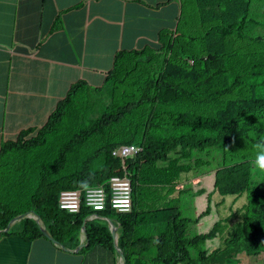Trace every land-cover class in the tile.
Here are the masks:
<instances>
[{"label": "trees", "instance_id": "1", "mask_svg": "<svg viewBox=\"0 0 264 264\" xmlns=\"http://www.w3.org/2000/svg\"><path fill=\"white\" fill-rule=\"evenodd\" d=\"M225 1L209 0L210 7L199 4L197 12L191 13L201 17V24L208 15H217L214 21L219 22L207 29L202 48L205 54L196 56L193 65L184 60L180 46L174 58L169 54L157 58L145 53L143 57L148 66L131 73L133 85L128 90L107 96V88L111 87L107 86L108 78L104 87L92 88L83 81L77 82L57 104L44 130H23L16 141L4 143L0 154V231L13 218L36 213L55 241L75 251L79 246V233L91 212L84 210L74 217L60 211V194L99 186L113 176L123 175L121 161L114 158L112 152L121 145H134L143 152L127 161L133 186V213L118 215L109 209L103 214L120 230L119 241L126 251L127 264H207L210 259L215 260L220 254L212 255L205 245L206 239L212 236H194L189 226L201 223L202 218L211 214L212 205L221 204L223 197H234L232 207L236 204L248 207L243 223L234 221L230 215L226 217L229 244L225 247L237 246L235 255L244 252L245 247L251 255L264 252V198L258 196L257 189H252L248 179H244V187L238 189L234 188L233 181L235 177L245 178L253 169L252 158L240 141L253 142L258 132L264 133V87L258 90L260 85L254 82L260 80L264 71V35L249 36V42H244V37L250 35L244 27L246 12L259 4L250 5L252 0ZM188 18V15L183 17L180 31L193 24ZM253 24L256 22L252 23V29ZM235 30L240 38L233 36L243 48L236 45L235 40L233 52L226 56V38ZM256 45L261 47L259 52L255 51ZM100 95L113 104L107 106ZM92 99L99 104L102 102L103 107L93 108ZM84 103L85 112L80 120L69 123L71 110L81 109ZM131 107L141 108V122H136L130 114ZM57 136H64V142L49 162L34 164L28 156L25 163L13 164L8 156L12 152L31 154L51 148ZM87 143L90 155L83 161L82 169L67 173L65 168L71 154ZM193 150L199 153L195 155ZM205 153L206 159L199 158ZM226 161L232 165H225L219 171L221 163ZM206 166L218 168L208 182L211 190L206 189L205 183H200L196 189L191 180ZM16 167H20L18 172ZM257 184L264 189V180ZM15 186L14 192L5 193ZM185 186H191L194 204L199 195H206L208 206L197 218L183 215L181 199L187 191ZM214 196H217L215 200ZM144 202L150 204L146 211L142 209ZM103 223H87L89 246L79 256L87 255L95 260L97 254L106 260L101 264H107L108 257L101 251L115 257V249L111 233ZM220 227L221 223L215 225L214 234ZM135 229L144 237V244L132 237ZM258 235L260 239L251 240ZM16 237L31 244L48 243L37 224L29 219L17 223L1 236ZM92 250L94 255L88 254ZM222 264H234V261L226 259Z\"/></svg>", "mask_w": 264, "mask_h": 264}, {"label": "crops", "instance_id": "2", "mask_svg": "<svg viewBox=\"0 0 264 264\" xmlns=\"http://www.w3.org/2000/svg\"><path fill=\"white\" fill-rule=\"evenodd\" d=\"M204 1L202 3L201 0H0V150L4 139H8L10 134L20 135L23 130L34 126L29 118L39 117L44 120L45 116L48 119L51 117L58 104L53 95L59 89L62 90L61 84L57 81L61 69L74 73H88L85 79L76 80L74 84L83 81L92 88L105 85V79L108 78L110 83L107 86L111 85L107 88L108 93L114 90L119 95L133 85L131 73L147 68L143 57L145 53L161 58L171 52L174 57L175 53L171 50L174 45L180 44L183 55L187 56L184 60L193 65L196 56L201 57L205 54L202 48L205 45L207 29L219 24L214 21L217 15L206 16L209 18L201 24V17L198 14H191L197 12L199 4H203V7L211 6L207 5L209 0ZM227 1L229 0L225 3ZM262 9L261 6H251V10H247L246 15L253 13L248 22L245 20L247 34L257 33L263 27L264 14H254ZM186 15L189 17L188 21L193 24L180 31L181 21ZM240 20L242 21L243 17H240ZM253 22L256 24H253L255 28L252 29ZM233 35L240 38L236 30L226 38V43L228 42L226 56L233 52V42L230 43L232 40L234 43L236 40V45L243 48L242 43ZM242 51L243 49L241 54ZM192 57L194 58L191 59ZM49 67L54 69V74L51 73L55 82V91L52 95L46 94L41 79V75L50 74ZM11 90H15V94L12 97V104L6 107L3 98ZM14 100H20V103L16 104ZM34 103L44 105V114L38 110L37 105L29 112L30 105ZM225 165L232 164L226 161L221 164L219 171L226 167ZM217 170L216 167L206 166L201 174L191 180L194 181L196 189L200 183H205L206 189L211 190L208 182ZM179 188L182 189V185ZM184 195L185 193L182 195L181 207ZM216 197L214 196L213 200ZM198 198L203 200L201 206L197 204ZM205 201L206 195H199L195 199V218L206 210ZM232 201H234L232 197H227L220 202L231 204ZM149 206L150 204L144 202L143 209L147 210ZM220 206L221 204H217L209 216L201 219V223L189 226L194 236L198 234L212 236L205 241L208 251L212 255L213 253L226 255L225 258L218 260L215 256L216 262L235 256V245H230L231 248L225 247L229 244L227 243L229 233L225 232L224 235L210 233L217 224L218 220H214L213 216H219L216 214ZM247 212L243 206L233 205L229 207L228 214L234 221L243 223V220L247 219ZM117 231L120 233L119 229ZM145 235H148L146 231ZM141 237L144 239L142 235ZM40 245L53 254L56 262L52 264H83L87 256L63 254L46 241L30 244L18 237L0 238V264H39L40 258L36 250ZM245 249L242 255L246 254ZM254 256L252 254L250 257ZM231 259L229 261H232ZM88 260L91 261L88 264L103 262L100 256L95 260L87 256V262ZM239 261H241L239 264L243 263V259Z\"/></svg>", "mask_w": 264, "mask_h": 264}, {"label": "rangeland", "instance_id": "3", "mask_svg": "<svg viewBox=\"0 0 264 264\" xmlns=\"http://www.w3.org/2000/svg\"><path fill=\"white\" fill-rule=\"evenodd\" d=\"M253 3L259 4V6H261V8H263V6H264V0H252V3H250V5H252ZM254 14L255 15L264 14L263 13V9L260 12H257V13L254 12ZM251 17H253V13L245 15L246 22H248V20ZM263 35H264V25H263V27H261L259 29V31L257 33L251 34L249 36L257 37V36H263ZM249 36H248V39H247V36L244 37L245 38V42H247V41L249 42ZM232 42H233V46H234V40L230 41V43H232ZM252 43H253V41H252ZM226 45H228V42H227ZM42 46L44 48V43H43ZM260 50H261V47L259 45H256L255 51L259 52ZM171 51H174V53L177 54L178 51H179V45H176V46L174 45V47L172 48ZM169 55L172 56V53L170 52ZM185 57H187V56L183 55V58H185ZM193 58L194 57H192L191 59H193ZM187 62L190 64V62L188 60H187ZM42 71H44V68L42 69ZM49 72H50V74L48 73L47 75H41V79H42L43 84L45 85L46 94L47 95H52L54 93V91H55L54 77L51 74V73L54 74V69L52 67H49ZM86 75L88 76V73H83V74L74 73V72H68V71H66L64 69H61L59 71V73H58L57 81H58L59 84H61L62 90L59 89L53 95L55 97V99L58 100V103L64 99L65 95L70 90V88L72 87L74 82L76 80H79V79H81V80L85 79ZM254 82L256 83V85H260L258 90H262L263 89V87H264V71H263V75L261 76L260 80H255ZM37 85H39V82H37ZM37 85H36V87H37ZM263 91H264V89H263ZM109 94L118 95V94H116V91H114V90H112L110 93H108L107 96H109ZM100 96H102L103 101L107 103L106 104L107 106H109L110 104H113V103L109 102L110 101L109 98H107V101H106L104 95H100ZM84 101H85V99H83L82 103ZM92 102H96V104L93 105V108L99 106L100 104H102V102H100V104H99V102L96 101V100H92ZM36 105L38 107V110L39 111L41 110L42 114H44V111H45L44 110V105L39 106V104H35V103L30 105L29 112L32 111V109H34V107H36ZM100 106H102V105H100ZM84 109H85V103L83 104V107L81 109L80 108L72 109L71 110V114H69V116L72 117V119H70L69 123L74 124L75 120L79 121L80 120L79 117H82V114L85 112V111H83ZM131 109H132L131 110L132 112L130 114L135 118L136 122H139V121L141 122V118H140V112H141L140 110H141V108L139 107L138 110H136V109L131 107ZM21 115H24V114H21ZM89 118H92V117L89 116ZM142 118L146 119L145 117H142ZM47 119L48 118L46 116H45L44 120H42V118H39V117L38 118H33V117L29 118V120H32L33 124H34V126H32V128H37V130H39V131L44 130L46 128V126L48 124V120ZM10 135L11 136L8 137V139H11V140L16 139L17 136H18L17 134H10ZM261 137H264V133L263 132H258L255 135V138H254L253 142L240 141V143L243 145V149L245 148V152H247V155L249 156V158H252V161H253L252 168L254 167L255 152H256V150L254 149L253 145ZM8 139H6V140H8ZM63 142H64V136H57V138L55 140V145L53 147H51V148H46V149H43L41 151H36L34 153H31V154H29V153L28 154H24V153H19L18 154L17 152H12L8 156H9L10 160L13 162V164H20L19 162L25 163L24 160L28 156H29V161L31 163L42 164V163H44L46 161L49 162L50 160L53 159V157L59 152V147H60L61 144H63ZM231 149H234V147H231ZM89 150H90V148H89L88 143L85 144L82 149L75 150L70 156L69 163L67 164V166L65 168V171L67 173L78 171V170L80 171L82 169V167H83L82 166L83 161L86 160L89 157V155H90V151ZM193 152L195 153V155H197L199 153V150H193ZM236 154H237V150L235 152H232L233 156H235ZM199 158H201V159L205 158L206 159V153H205V156L201 155V157H199ZM221 164H224V163H221ZM166 165L170 166L171 162L169 164H166ZM18 168H20V167H16L15 168L16 172L19 171ZM250 171H251L250 175H247L245 178H243V177H241V178H238V177L233 178L234 188L238 189V188L244 187L245 182H246L244 179H248L249 183L252 186V189H254V188L257 189L256 192H258V196L261 197V198H264V189L261 188V187H258V184H257L259 180L260 181L264 180V172L256 170V173L253 174L252 169H250ZM19 184H21V183H19ZM14 189H17L16 186H15V188L7 189L5 191V193H8V192L12 193V192H14ZM186 189H187V191L184 192L185 193V195L183 197V201L184 202H183V206L181 208H182V212H183L184 216L193 217L194 216V211H196L195 208H194L195 204H194V200H193V191H192L191 186L186 187ZM251 197H253V194L251 195ZM223 198H221V200ZM232 198L234 199V197H232ZM199 199L200 198L197 199V204H200V206H201L203 200L202 199L199 200ZM207 206H208V204H207ZM230 206H231L230 203H228V204L226 202L221 203V206L219 208V212H218V214H216V215H219V216H213L214 220H218V221H216L217 223H221V227L219 228L217 234L224 235V233L227 230L226 216H227V213L229 211V207ZM241 206L242 205H238L237 207H241ZM216 207H217V205L213 204L211 209H216ZM243 208L245 210H247L248 207L243 206ZM99 222H104V221L100 220ZM251 229H252V232L254 233L255 229L253 227ZM213 234H214V231H213ZM256 238H258V239L261 238V235H258L257 237L256 236H252L251 240H255ZM85 248H87V247H85ZM234 251L235 252L237 251V247L236 246L234 247ZM91 253H93V255H94V251L93 250L91 252H89L88 254H91ZM101 253H102V251H101ZM36 254L40 258L39 259V264H52V262H54V263L56 262V260L53 259V254L50 253L47 250V248L43 247L42 245L37 247ZM34 256H36V255H34ZM94 257L96 258L97 254L94 255ZM225 257H226V255H220L219 257L216 258V260L221 259V258H225ZM231 258L232 257H230L228 259L230 260ZM236 259L238 260L237 264H239L242 261V260L239 261L240 259H243V263L242 264H244V263L245 264L246 263H248V264H264V252L261 253L258 256H254V257H250V255H246V254L245 255L241 254V255H238ZM216 260H213L211 262V259H210L207 264H222V262H223V261L216 262ZM250 260H251V262H250ZM102 261H105V260L102 259ZM84 264H88V263L86 262Z\"/></svg>", "mask_w": 264, "mask_h": 264}, {"label": "built area", "instance_id": "4", "mask_svg": "<svg viewBox=\"0 0 264 264\" xmlns=\"http://www.w3.org/2000/svg\"><path fill=\"white\" fill-rule=\"evenodd\" d=\"M142 151L141 147L122 146L113 151V156L121 158L125 165L127 158L137 156ZM124 170V177L113 176L103 185L62 192L58 199L60 211L79 216L87 210L95 214L93 218H99L98 214L108 209L118 214L131 212L132 187L125 167Z\"/></svg>", "mask_w": 264, "mask_h": 264}, {"label": "clouds", "instance_id": "5", "mask_svg": "<svg viewBox=\"0 0 264 264\" xmlns=\"http://www.w3.org/2000/svg\"><path fill=\"white\" fill-rule=\"evenodd\" d=\"M192 64H194L193 62H192ZM14 94H15V90H11L4 98H3V103L5 104V106L7 107L8 105H10V104H12V97L14 96ZM93 100V99H92ZM15 101V103L16 104H18V103H20V100H14ZM89 105H90V103H89ZM91 105H93V102L91 101ZM250 135H251V133H250ZM18 137V136H17ZM255 138V137H254ZM17 139V138H16ZM12 141H16V140H12ZM5 142H7L5 139H4V142H3V144H2V147H1V150H0V154H1V152H2V148H3V145H4V143ZM129 146H134V145H129ZM120 147H122V146H119V147H117V148H115L114 150H116V149H118V148H120ZM253 147H254V149L256 150V152H255V160H254V167H253V169H252V172H253V174H255L256 173V170H259V171H261V172H264V137H261V138H259V140L253 145ZM113 150V151H114ZM143 152V151H142ZM142 152L140 153V154H138L137 156H140L141 154H142ZM112 156H113V152H112ZM137 156H132V157H129V158H127L124 162H125V165H123V161H122V159L121 158H118V157H115V156H113L114 158H116V159H119L120 161H121V168H122V172H123V175H121L122 177H124V174H125V170H124V167L126 168V172L128 173V178L130 179V181H131V187H132V210H131V212H129V213H125V214H118V213H116L115 211H113V212H115L116 214H118V215H130V214H132L133 213V209H134V204H133V186H132V179H131V177H130V175H129V172H128V164H127V161L129 160V159H131V158H135V157H137ZM118 176V175H117ZM112 178V177H111ZM111 180V179H110ZM108 182V181H107ZM106 182V183H107ZM105 184V183H104ZM101 185H103V184H101ZM69 191V190H68ZM238 205H240V204H236L235 205V207H237ZM59 208V207H58ZM142 209H143V207H142ZM109 210V209H108ZM107 210V211H108ZM144 211H146L145 209H144ZM62 212H64V211H62ZM89 212H91V211H89ZM66 214H68L67 212H65ZM105 212H103V213H100V214H98L99 215V218H93L94 217V213H90L91 215H90V217L87 219V220H85L84 222H86V221H88L89 219H91V221H88V223L89 222H92V221H100V220H102L103 221V214H104ZM30 214H33V215H35V218L36 219H40L38 216H37V214L36 213H30ZM69 216H73V215H70V214H68ZM227 216H229V214L227 213ZM226 216V217H227ZM19 217V216H18ZM75 217V216H74ZM105 220H107V223H106V226H107V228L109 229V226L113 229V231H115V233L117 234V236L119 237V232L117 231L118 230V228L115 226V224H114V222L112 221V220H109V219H106V218H104ZM41 220V219H40ZM23 221V220H22ZM21 221V222H22ZM42 221V220H41ZM43 222V221H42ZM18 223H20V222H18ZM17 224V223H16ZM15 224V225H16ZM14 225V226H15ZM145 230V229H144ZM110 231V230H109ZM111 233V232H110ZM2 236V235H1ZM1 236H0V238H1ZM112 236V235H111ZM83 237H84V235H83ZM132 237H134V238H136L139 242H142L143 244H144V239L141 237V235H140V233H139V231L137 230V229H135L134 231H133V233H132ZM19 238V237H18ZM46 238V237H45ZM23 239V238H22ZM47 239V238H46ZM79 245H80V242H81V240H82V237H81V231H80V233H79ZM113 239V238H112ZM48 240V239H47ZM48 243L50 244H52V242H50L49 240H48ZM31 244V243H30ZM50 244V245H51ZM87 244V235H86V238L84 237V245H86ZM114 244V243H113ZM52 246H53V248H55L56 250H58L53 244H52ZM246 249V255H250L251 256V254H250V252H248L247 251V247H245ZM87 249V248H86ZM114 249H115V247H114ZM58 251H60V250H58ZM60 252H62V253H64V254H66V252H63V251H60ZM237 252V251H236ZM102 253H103V255L104 256H106V257H108V263L107 264H121L123 261H122V258H121V252H117L116 250H115V257H113V255H110L108 252H106V251H102ZM125 253H126V251H125ZM67 254H69V253H67ZM81 254V253H80ZM124 254V253H123ZM73 255H79V254H73ZM124 256V258H126L125 260H126V264H127V257H126V255L124 254L123 255ZM237 256L238 255H235V256H233V258L231 259L232 261H234V264H237V262H238V260L236 259L237 258ZM255 256H258V255H255ZM106 261V260H105Z\"/></svg>", "mask_w": 264, "mask_h": 264}, {"label": "water", "instance_id": "6", "mask_svg": "<svg viewBox=\"0 0 264 264\" xmlns=\"http://www.w3.org/2000/svg\"><path fill=\"white\" fill-rule=\"evenodd\" d=\"M26 219L33 220L37 224V227L42 232V234L50 242H52V244L56 248L60 249L63 252H66V253H69V254H80L81 252H84L86 250L85 247L88 248V246H89V243L88 242H87L86 245H84V237L86 238V225H87L88 221H91V219H89L88 221L84 222V224L82 226V229H81V237H82V240L80 242V245L78 246V248L75 251L67 250L63 246H61L60 243H58L57 241H55L53 239V237L49 234L48 230L45 228L44 223L40 219H36L35 218V215H33V214H27V215H22V216L13 218L12 220H10L7 223L6 227L2 231H0V236L3 235V234H5V233H7L16 223L21 222L22 220H26ZM103 221H105L107 223V220H105L104 218H103ZM109 230H110L111 235H112V238H113V243H114L115 250L117 252H121V258H122V261H123L121 264H126V260H125L126 258H124V256H123L125 254V249H124L123 245L120 243L119 237L117 236V234L115 233V231H113V229L110 226H109ZM83 235H84V237H83Z\"/></svg>", "mask_w": 264, "mask_h": 264}, {"label": "bare ground", "instance_id": "7", "mask_svg": "<svg viewBox=\"0 0 264 264\" xmlns=\"http://www.w3.org/2000/svg\"><path fill=\"white\" fill-rule=\"evenodd\" d=\"M121 146H129V145H121Z\"/></svg>", "mask_w": 264, "mask_h": 264}]
</instances>
